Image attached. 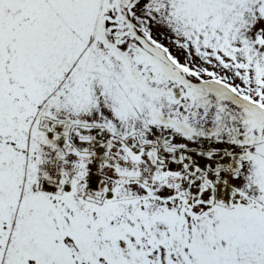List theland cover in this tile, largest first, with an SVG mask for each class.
I'll list each match as a JSON object with an SVG mask.
<instances>
[{
  "label": "snow or ice",
  "instance_id": "1",
  "mask_svg": "<svg viewBox=\"0 0 264 264\" xmlns=\"http://www.w3.org/2000/svg\"><path fill=\"white\" fill-rule=\"evenodd\" d=\"M0 264H264V0H0Z\"/></svg>",
  "mask_w": 264,
  "mask_h": 264
}]
</instances>
